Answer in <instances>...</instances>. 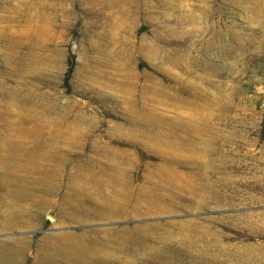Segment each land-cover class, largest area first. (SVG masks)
I'll use <instances>...</instances> for the list:
<instances>
[{
    "label": "rangeland",
    "instance_id": "1",
    "mask_svg": "<svg viewBox=\"0 0 264 264\" xmlns=\"http://www.w3.org/2000/svg\"><path fill=\"white\" fill-rule=\"evenodd\" d=\"M73 1L0 0V264H264V0Z\"/></svg>",
    "mask_w": 264,
    "mask_h": 264
},
{
    "label": "bare ground",
    "instance_id": "2",
    "mask_svg": "<svg viewBox=\"0 0 264 264\" xmlns=\"http://www.w3.org/2000/svg\"><path fill=\"white\" fill-rule=\"evenodd\" d=\"M70 6H107V5H122V6H127V7H134V6H139L141 4H143V2L141 0H74L73 2H70L69 3ZM1 10V9H0ZM149 46V45H148ZM152 45L147 47L148 51H151L153 52L154 49H152ZM157 47V46H155ZM156 49V48H155ZM157 50V49H156ZM147 51V52H148ZM150 52V53H151ZM156 52V51H155ZM153 52V53H155ZM148 54V53H147ZM152 54V53H151ZM149 57H153V58H156L158 55H155L152 54V55H148ZM156 61V59H155ZM158 61V60H157ZM155 68V65L153 66ZM156 69V68H155ZM147 72L145 71H142V72H133L132 75L135 79H137L139 76H146ZM152 74V73H151ZM157 75V74H156ZM150 78L151 80H154L155 79V76L154 74L150 75ZM157 78V76H156ZM145 88H153V86H148L147 84L144 85ZM166 95V94H165ZM167 98V97H166ZM189 99V98H188ZM21 193V192H20ZM68 204V203H67ZM82 213L84 214H88V215H91V216H97V217H100V218H108V217H111L113 218V211H110V210H107V209H97L96 208H93L92 210H87L86 208H82L80 209ZM70 217H72V219H75L76 217H73L70 215ZM131 235V234H130ZM130 240V239H128ZM122 241V240H121ZM4 243H1L0 241V250L1 248L3 247ZM5 250V249H4ZM67 251V250H66ZM45 253V252H44ZM47 254V253H46ZM39 255V254H38ZM69 255V254H68ZM6 258H10L11 255L10 254H7L5 255ZM5 256H2L1 253H0V259L1 258H4ZM72 257V256H71ZM64 259V258H63ZM66 259V258H65ZM101 262L105 263L104 260H100ZM94 263V262H93ZM36 264V263H34ZM78 264H84L82 263L81 261L78 262ZM90 264V263H89ZM94 264H102V263H94Z\"/></svg>",
    "mask_w": 264,
    "mask_h": 264
}]
</instances>
